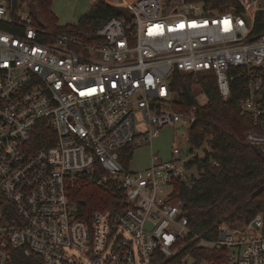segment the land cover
I'll list each match as a JSON object with an SVG mask.
<instances>
[{"label":"built area","instance_id":"built-area-1","mask_svg":"<svg viewBox=\"0 0 264 264\" xmlns=\"http://www.w3.org/2000/svg\"><path fill=\"white\" fill-rule=\"evenodd\" d=\"M106 1L128 16L103 23L101 43H84L37 27L26 1L0 0V264H213L197 263V248L228 249L226 264H264V206L237 227L215 223L214 238L190 227L177 184L218 161L211 144L189 141L206 94L178 111L171 90L177 72H212L226 101L244 75L246 138L264 152V30L254 33L264 0L225 12L202 1ZM176 125L188 139L170 159L122 164L124 147ZM88 183L116 184L128 205L79 218L70 191ZM188 236L197 242L182 255Z\"/></svg>","mask_w":264,"mask_h":264},{"label":"trees","instance_id":"trees-1","mask_svg":"<svg viewBox=\"0 0 264 264\" xmlns=\"http://www.w3.org/2000/svg\"><path fill=\"white\" fill-rule=\"evenodd\" d=\"M31 8L37 27L57 34H71L84 43H101L98 29L107 20L128 16L126 10L105 0H99L82 15L77 23L60 25L52 10L53 0H24ZM202 1L208 9L225 12L237 6V0H189ZM242 7L238 6V11ZM264 30V10L255 17L254 33ZM243 69H235L238 74ZM246 77L238 75L231 84V96L222 100L217 79L212 72L174 74L171 90L175 92L174 109L187 111L197 103L193 85H199L208 98L206 105L197 109V119L189 130V141L195 146L205 142L214 149L218 165L203 161L198 164V176L194 183H178V196L182 212L189 218L194 232L216 237L215 223L224 222L230 227L250 222L264 206V152L250 143L247 132L251 117L242 113L241 101L247 95ZM45 142L40 145H44ZM133 150L129 146L121 150V162L129 166ZM79 218L90 220L97 210H111L113 214L128 205L124 191L116 184L98 186L88 183L70 191ZM183 254L191 251L196 240L187 237ZM181 255V256H182ZM197 263L207 260L213 264H226L228 249L197 248L192 250ZM18 264H34L28 258L19 259Z\"/></svg>","mask_w":264,"mask_h":264},{"label":"rangeland","instance_id":"rangeland-1","mask_svg":"<svg viewBox=\"0 0 264 264\" xmlns=\"http://www.w3.org/2000/svg\"><path fill=\"white\" fill-rule=\"evenodd\" d=\"M91 2L92 0H53L52 10L57 15L60 25L74 24L90 10ZM201 90L199 85H193L194 95H200V98L203 95L200 93ZM187 139L188 130L178 125L161 129L152 141L139 138L136 146L132 148L129 169L136 171L149 167L152 153L158 154L162 159H170L174 143L182 140L187 144Z\"/></svg>","mask_w":264,"mask_h":264},{"label":"crops","instance_id":"crops-1","mask_svg":"<svg viewBox=\"0 0 264 264\" xmlns=\"http://www.w3.org/2000/svg\"><path fill=\"white\" fill-rule=\"evenodd\" d=\"M95 2H96V0H92V2H91V7H92V5H93Z\"/></svg>","mask_w":264,"mask_h":264}]
</instances>
